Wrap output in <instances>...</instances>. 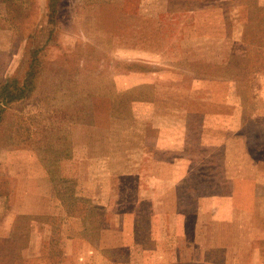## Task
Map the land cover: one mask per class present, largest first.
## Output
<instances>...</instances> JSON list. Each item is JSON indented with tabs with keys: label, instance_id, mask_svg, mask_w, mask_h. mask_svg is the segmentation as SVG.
I'll return each instance as SVG.
<instances>
[{
	"label": "rangeland",
	"instance_id": "rangeland-1",
	"mask_svg": "<svg viewBox=\"0 0 264 264\" xmlns=\"http://www.w3.org/2000/svg\"><path fill=\"white\" fill-rule=\"evenodd\" d=\"M262 74L264 0H0V196L46 191L94 227L160 195L193 211L191 228L197 195L234 191L242 224H263L264 185L250 183L264 174L253 167L264 160ZM223 161L239 167L238 184H199L221 177ZM150 206H135L140 240L184 218ZM212 207L223 216L228 203ZM39 218L58 259L62 233L82 220L60 233L59 218ZM190 234L171 237L174 256H195Z\"/></svg>",
	"mask_w": 264,
	"mask_h": 264
},
{
	"label": "crops",
	"instance_id": "crops-1",
	"mask_svg": "<svg viewBox=\"0 0 264 264\" xmlns=\"http://www.w3.org/2000/svg\"><path fill=\"white\" fill-rule=\"evenodd\" d=\"M262 90L264 101V83ZM236 95L237 97L233 96L231 99L233 108L240 104L238 94ZM156 163L161 167L160 164L165 162L158 160ZM168 164L172 165V163ZM234 164L233 161H223L225 171L221 177L212 176L211 180L202 179L199 184H238L241 178L234 173L236 169L231 170L233 173L229 174V166L239 168ZM253 167L254 170L264 169V160L254 161ZM187 173H189L188 166L185 167L184 173L174 177L173 183L182 180ZM250 175V183L264 185L263 171L255 170ZM139 178L141 179L142 176ZM152 178L156 179L158 176L153 175ZM206 188L204 187V190ZM232 193L226 195L220 192L207 194L203 192L197 195L194 215L199 219L189 228L186 225V218L193 211L177 213L172 208L167 209L160 202V195L148 194L145 197L140 194L141 197L136 198L129 211L115 214L119 217L117 222H113L114 218H111V214L107 219L106 214L99 225L90 227L89 222L84 218L68 214L58 196H53L51 202L52 197L46 191H10L9 195L0 196V203L2 200L4 202V207L0 211V254L10 253L14 257L0 264H264L261 251L264 245V223L259 225L253 222L251 226H244L240 219L241 215L238 216L234 210V201L238 203L240 198L234 195V191ZM253 196H256L255 193ZM141 200L150 201V210L145 213L146 215L159 219L168 211L170 219L176 214L184 218L175 225L152 223L146 229V241L140 240L137 238L139 226L136 225V220L143 217V211H138L135 206ZM221 201L228 203V208L222 213L223 216L220 215L221 209L212 207V203ZM44 216L56 217L62 221V227L57 229L60 233L64 223L69 219L78 220V223L82 220L76 229L72 231L66 229L67 233H62L64 237L59 242L58 259L50 260L53 235L47 223L39 218ZM251 216L257 220L256 214ZM263 221L264 217H262ZM189 231L191 233L189 242L193 246L192 250L196 252L195 256L188 258L182 255L181 258L174 256L175 251L172 252V249L176 245L171 241V237L173 235L187 237ZM90 234H93L92 237Z\"/></svg>",
	"mask_w": 264,
	"mask_h": 264
}]
</instances>
